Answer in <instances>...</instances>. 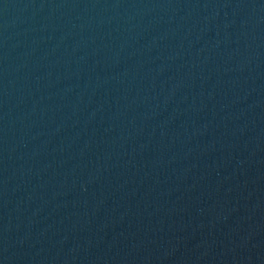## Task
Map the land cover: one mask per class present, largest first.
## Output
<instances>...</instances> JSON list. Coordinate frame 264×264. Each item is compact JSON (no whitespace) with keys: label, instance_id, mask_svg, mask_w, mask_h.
Instances as JSON below:
<instances>
[{"label":"water","instance_id":"95a60500","mask_svg":"<svg viewBox=\"0 0 264 264\" xmlns=\"http://www.w3.org/2000/svg\"><path fill=\"white\" fill-rule=\"evenodd\" d=\"M0 264H264V0H0Z\"/></svg>","mask_w":264,"mask_h":264}]
</instances>
